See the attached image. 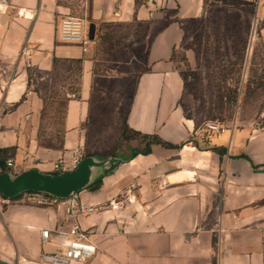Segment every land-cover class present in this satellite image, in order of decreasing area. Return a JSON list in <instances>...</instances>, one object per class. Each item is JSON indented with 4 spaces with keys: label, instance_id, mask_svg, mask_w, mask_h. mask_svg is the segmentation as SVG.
Returning <instances> with one entry per match:
<instances>
[{
    "label": "crops",
    "instance_id": "1",
    "mask_svg": "<svg viewBox=\"0 0 264 264\" xmlns=\"http://www.w3.org/2000/svg\"><path fill=\"white\" fill-rule=\"evenodd\" d=\"M210 1L169 0L158 8L143 0H0V170L7 171L12 159L15 174L53 173V163L68 160L73 149L85 153L101 27H158L148 36L145 70L125 122L143 140L157 137L161 143L147 149L133 143L113 173L77 193L97 205L137 186L129 210L78 217L84 229L94 231L98 252L90 264H264V123L240 115L228 122V101L220 90L212 93L203 115H187L182 104L185 81L175 55L183 51L190 66L196 63L195 52L183 48V26L202 19ZM239 1L253 7L251 38L264 43V0ZM22 10L37 13L25 18ZM78 10L75 17L96 27L87 53L79 44L58 40L61 18ZM24 47L28 56L22 55ZM59 74L67 98L62 142L48 147L39 140L45 103L34 87ZM206 123L223 130L208 132ZM17 199L1 212L7 226L0 220V264H39L43 251L55 250L42 247L39 230H49L53 242L66 246L73 219L65 205Z\"/></svg>",
    "mask_w": 264,
    "mask_h": 264
},
{
    "label": "rangeland",
    "instance_id": "2",
    "mask_svg": "<svg viewBox=\"0 0 264 264\" xmlns=\"http://www.w3.org/2000/svg\"><path fill=\"white\" fill-rule=\"evenodd\" d=\"M253 12L252 6L239 0H213L207 3L202 19L184 24L183 48L196 55L193 66L183 51L175 55L185 81L182 104L187 115H203L212 93L220 90L228 101V122L240 115L244 121L264 123V43L251 38ZM80 13L78 10L72 15ZM157 28L140 24L101 27L95 58L98 77L84 125L85 157L119 156L133 143L139 142L147 149L152 142L129 131L125 118L136 81L145 70L148 36ZM63 82L64 75L59 74L51 82L47 80L34 87L45 103L39 140L48 147H59L62 142L67 106V98L60 89ZM21 197L30 203L25 195ZM0 220L7 226L2 216Z\"/></svg>",
    "mask_w": 264,
    "mask_h": 264
},
{
    "label": "built area",
    "instance_id": "3",
    "mask_svg": "<svg viewBox=\"0 0 264 264\" xmlns=\"http://www.w3.org/2000/svg\"><path fill=\"white\" fill-rule=\"evenodd\" d=\"M168 1L169 0H143L145 4L158 8L165 7ZM36 13V10H22L19 12V15L25 18H32ZM58 40L64 43L79 44L82 47L83 53H87L91 43L87 20L83 17L63 16L59 23ZM29 54L30 50L24 47L22 55L28 56ZM29 95H31V92L26 94V96ZM204 128L211 133H219L223 130V127L217 123H206ZM84 157L85 153L82 147L73 149L68 160L61 159L53 163L52 171L53 173L74 171L80 165ZM15 165L14 160H7L6 172L15 174ZM25 197L28 198L30 203L42 206L65 205L67 215L73 219V223L66 233V246L53 242L49 230H39L42 247L50 246L55 249L52 252L43 251L40 256L39 264H90L91 260L98 252L97 246L92 239L94 231L91 229H84L78 222V217L89 216L106 210L114 214H120L129 210L136 202L137 186L132 184L108 203H100L97 205L83 202L78 194L66 200H61L45 194H25ZM11 201V199L4 198L0 193V217L2 212L1 208L5 205H9Z\"/></svg>",
    "mask_w": 264,
    "mask_h": 264
},
{
    "label": "water",
    "instance_id": "4",
    "mask_svg": "<svg viewBox=\"0 0 264 264\" xmlns=\"http://www.w3.org/2000/svg\"><path fill=\"white\" fill-rule=\"evenodd\" d=\"M95 25L89 27V39H95ZM125 161L123 155L84 157L71 172L44 173L31 169L20 174H0V193L4 198L17 199L25 194H45L61 200L91 189Z\"/></svg>",
    "mask_w": 264,
    "mask_h": 264
},
{
    "label": "trees",
    "instance_id": "5",
    "mask_svg": "<svg viewBox=\"0 0 264 264\" xmlns=\"http://www.w3.org/2000/svg\"><path fill=\"white\" fill-rule=\"evenodd\" d=\"M144 139H147V140H152V142L151 143H153V142H158V143H161V141L160 140H158L157 139V137H150V136H144L143 137ZM150 143V144H151ZM164 145H166V146H170L169 144H164ZM6 172V170H4V169H2V170H0V174H3V173H5ZM21 198V197H20ZM12 201H15V200H18V199H11Z\"/></svg>",
    "mask_w": 264,
    "mask_h": 264
},
{
    "label": "bare ground",
    "instance_id": "6",
    "mask_svg": "<svg viewBox=\"0 0 264 264\" xmlns=\"http://www.w3.org/2000/svg\"><path fill=\"white\" fill-rule=\"evenodd\" d=\"M182 178H183V177L179 178V180L182 179Z\"/></svg>",
    "mask_w": 264,
    "mask_h": 264
}]
</instances>
